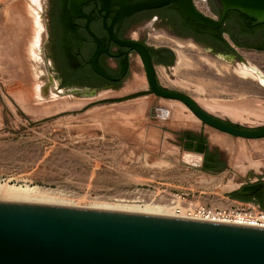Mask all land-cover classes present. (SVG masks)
Returning a JSON list of instances; mask_svg holds the SVG:
<instances>
[{"label":"rangeland","instance_id":"374dc122","mask_svg":"<svg viewBox=\"0 0 264 264\" xmlns=\"http://www.w3.org/2000/svg\"><path fill=\"white\" fill-rule=\"evenodd\" d=\"M53 6V0H0V180L36 185L50 200L74 205L264 209L232 196L264 176V137L232 135L204 123L181 100L143 94L148 81L140 56L120 89L96 95L61 89L48 43ZM198 6L208 12L204 3ZM160 28L142 25L132 35L151 33L149 40L159 43ZM186 50L187 65H177L175 76L158 68L163 83L213 101L210 108L200 104L221 118L264 125V83L251 70L193 44ZM241 52L264 75V52ZM187 131L204 132L221 150L222 169H204L203 154L184 147Z\"/></svg>","mask_w":264,"mask_h":264},{"label":"water","instance_id":"95a60500","mask_svg":"<svg viewBox=\"0 0 264 264\" xmlns=\"http://www.w3.org/2000/svg\"><path fill=\"white\" fill-rule=\"evenodd\" d=\"M80 4L82 0H72ZM225 14L240 10L264 20V0H221ZM104 6L112 5L102 0ZM175 2L189 18L209 26L223 22L205 15L193 0H123L108 28L117 43L135 49L145 60L149 84L156 96L181 100L204 123L245 138L264 137V125L237 126L214 115L193 96L165 88L149 49L136 39L112 32L118 21L143 9ZM89 30L90 27L88 26ZM102 46L103 41L92 31ZM96 70L107 75L92 57ZM90 89L89 93L87 90ZM86 90V91H85ZM96 95L98 88L73 89ZM95 91V94L92 92ZM263 182L247 184L255 190ZM0 264H264V226L78 205L0 200Z\"/></svg>","mask_w":264,"mask_h":264},{"label":"flooded vegetation","instance_id":"af4514ba","mask_svg":"<svg viewBox=\"0 0 264 264\" xmlns=\"http://www.w3.org/2000/svg\"><path fill=\"white\" fill-rule=\"evenodd\" d=\"M110 1L112 5L106 8L108 6H104L102 0H82L80 4H73L72 0H53L54 6L51 8L49 19L51 34L48 43L53 56L51 59L59 63L57 73L62 82L61 89L64 87L120 89L132 75L133 61L136 56H140L143 61L148 81L144 58L135 49L119 44L111 38L108 25L111 24L116 9L120 6L118 1L123 0ZM207 6L208 12L196 7L205 15L218 21L223 20V22L215 26L201 24L187 17L177 7V4L172 2L159 8L143 9L129 14L122 21L114 24L112 32L123 40L136 39L143 42L149 49L157 82L165 88L190 95L180 86L163 83L158 68L162 67L167 77L175 76L174 71L178 65L179 52L183 51L187 55L186 49L192 44L203 53L225 60L231 65L236 66L240 62L241 71L244 73L249 71H246L244 67L247 62L241 52L242 49L264 52V20H259L237 9H230L225 14V7L221 0H207ZM244 14L249 18H246ZM149 24L162 27L159 37H163V41L159 43L150 41L151 33H147L144 37L132 35L134 29L142 25L144 28ZM88 26L103 41L102 46L92 35ZM153 29L156 30V27ZM95 54H97L99 66L107 75L94 68L92 57ZM51 59L49 58L48 63L52 65ZM47 89L48 85L42 87L43 91H48ZM140 92L153 93L149 81L148 87ZM235 125L241 126L236 123ZM184 147L202 153L204 163L208 161L213 166L222 169L224 159L221 150L210 145L204 132L187 131L184 137ZM259 182H263L260 188L243 191L241 188L237 190L238 195L253 198L264 197V176L249 184Z\"/></svg>","mask_w":264,"mask_h":264},{"label":"bare ground","instance_id":"6f19581e","mask_svg":"<svg viewBox=\"0 0 264 264\" xmlns=\"http://www.w3.org/2000/svg\"><path fill=\"white\" fill-rule=\"evenodd\" d=\"M186 59H187L186 55L183 52L180 51L179 52V64L178 65L179 66L185 65L186 64ZM245 66H246L247 69H249V70L252 71L251 75H253V77H256L261 83H264V75L261 73V71L259 69H257L255 66H253L251 64H247ZM87 91L89 93L91 92L90 89H88ZM92 92L95 94V91H92ZM143 100H145V98ZM198 102L201 103V104H203L206 107H209V106L210 107H213V106H211L213 104L212 103L213 101L212 102H209L208 99L202 98ZM181 104H183V103H181ZM215 105L216 106L217 105L220 106L221 104H219V103L217 104L216 103ZM225 105H227V104H224V109H225ZM186 106H187L186 104H183L182 105V107H186ZM220 107H223V106L221 105ZM181 111H179L178 109L175 110V112H177L178 114H180V113L183 114ZM237 111H232V113L237 116L239 114ZM47 196L48 195H45L42 192V190L38 186H36V185H30L28 183H25V184L12 183L11 180H8V179L5 180V181L0 180V200L28 201V202H41V203H55V204L74 205V204H70V203L57 202L56 200L54 202V201L50 200V198L47 197ZM78 206H85V205H78ZM86 207L118 209V210H125V211H137V212L164 214V215H178V216H183L181 214H178L176 212V209H175V211H174L175 213H174L171 208L164 209L163 207H161L159 205L152 204V203L151 204L144 205V207H128V206L127 207H124V206L123 207H121V206L120 207H117V206H100V205L99 206L91 205V206H86Z\"/></svg>","mask_w":264,"mask_h":264},{"label":"built area","instance_id":"2783aa9c","mask_svg":"<svg viewBox=\"0 0 264 264\" xmlns=\"http://www.w3.org/2000/svg\"><path fill=\"white\" fill-rule=\"evenodd\" d=\"M194 2L198 8L199 3H204L207 7V0H194ZM156 110V115L160 116L162 108H157ZM176 212L188 217L264 226V209L260 208L259 205L244 209H222L195 204L189 205L184 210L178 207L176 208Z\"/></svg>","mask_w":264,"mask_h":264},{"label":"trees","instance_id":"16d2710c","mask_svg":"<svg viewBox=\"0 0 264 264\" xmlns=\"http://www.w3.org/2000/svg\"><path fill=\"white\" fill-rule=\"evenodd\" d=\"M244 16L246 18H249L248 15L244 14ZM250 18H252V17H250ZM204 169L207 170V171H212V172H216V171L219 170V168H217V167L213 166L212 164L208 163V161L204 163ZM232 196H234L236 198H239V199H243V200H250V201L257 202L258 204H260L261 207L264 208V197H260V198L243 197V196L238 195L237 191L233 192Z\"/></svg>","mask_w":264,"mask_h":264}]
</instances>
